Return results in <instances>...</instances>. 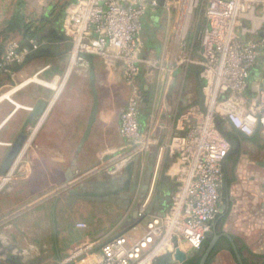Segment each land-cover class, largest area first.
<instances>
[{
  "label": "built area",
  "instance_id": "1",
  "mask_svg": "<svg viewBox=\"0 0 264 264\" xmlns=\"http://www.w3.org/2000/svg\"><path fill=\"white\" fill-rule=\"evenodd\" d=\"M157 1L75 0L71 10L62 15V31L70 38L72 49L78 51L77 63L84 64L83 53L121 61L128 82L134 83L136 67L142 62V25L159 9ZM162 1L163 8L166 0ZM260 3L264 0H206V24L199 31L202 118L190 125L189 115L183 114L179 120L186 131L177 132L166 146L158 148L144 198H138L140 188L130 198L132 205L124 217L132 220L128 229L122 228L121 222L109 231L81 238L68 248L59 264H153L174 254L175 249L187 254L200 248L218 214L222 162L230 149L216 119H223L246 137L264 129V91L251 103L244 96L251 68L264 51V6L256 10ZM255 19L258 26L249 27L247 22L253 24ZM250 31L259 32L260 37L243 39ZM109 49L113 55H108ZM22 57L11 47L0 59V73ZM140 103L137 96L128 100L120 112L118 128L120 136L138 152L150 146L138 121ZM164 150L176 159L173 190L165 205L157 195L156 183ZM126 165L119 161L109 168L110 175L118 174ZM140 167L142 170L143 165ZM154 202L161 207L151 211L157 204ZM77 227L84 229L86 225L78 223Z\"/></svg>",
  "mask_w": 264,
  "mask_h": 264
},
{
  "label": "rangeland",
  "instance_id": "2",
  "mask_svg": "<svg viewBox=\"0 0 264 264\" xmlns=\"http://www.w3.org/2000/svg\"><path fill=\"white\" fill-rule=\"evenodd\" d=\"M6 2L8 5H0V57L11 47L22 53L26 43H33L35 40L43 42L45 32L54 22L57 13L61 12L60 9L63 11L62 14H67L73 6V0H6ZM190 3L191 0H167L166 6L152 13L158 15L157 32L160 38L172 36L181 39L185 33L187 43L198 41L196 33L206 24L204 15L206 0H194L193 6ZM262 6L264 4L260 3L256 10H260ZM17 13L23 15L30 32H36L35 38H24L25 32L13 28L10 24ZM149 18L150 15L146 20ZM72 52L71 45L68 53L57 55L55 59L46 56L39 57L38 60L33 59L26 64L29 65L26 71L9 77V80H3L0 87L2 96L29 80L31 82L26 84L28 92L18 95L21 102L29 103L30 95L45 99L57 96L58 99L68 98L69 104L74 107L64 113L56 107L54 113L46 117L37 132L29 131L30 125L27 124L20 127L11 124L5 127L10 133L9 137L16 135L17 138L21 134L25 139L5 175H0V264H59L71 245L83 237H91L112 227L122 213V210L109 202H78L69 208L63 200L68 189L74 185L73 182L70 184L71 179L82 176L92 168L105 147L101 134L103 124L100 120L95 123L89 137L81 143L92 104V94L88 67L85 70L77 67L79 55L76 54L74 58ZM111 61L112 65L116 63L113 59ZM121 64L123 66L122 62ZM43 65L49 67L46 72L35 75ZM136 68L138 73V66ZM94 69L98 79L96 92L99 107L109 98L113 88L122 92L124 97L130 90L139 89L140 83L128 82L125 66L118 76L120 82L108 83L107 86L102 85L103 68L97 61L94 63ZM34 76L37 81L32 79ZM46 84L49 86H45ZM58 104L60 109L62 101ZM0 108L6 111L10 107L1 103ZM44 111H47L45 102L41 113ZM118 118L114 116V122ZM57 130L60 131L56 132ZM120 137V134L119 137L114 134L112 145L116 146ZM146 138L149 140L150 137ZM12 143H9L8 147L0 146V170L3 158ZM125 144L128 155L136 151V146L130 147L128 143ZM161 146L157 145V150ZM155 154L153 157L147 152L141 153L139 168L148 165L152 159L154 161ZM134 157L137 158V152ZM133 158L125 159L130 162ZM163 164L161 161L157 185L165 168ZM224 219L226 221V215ZM225 221L221 230H226ZM78 223H84L86 228H78ZM217 257L214 260L213 256L209 264H237L229 253L222 252Z\"/></svg>",
  "mask_w": 264,
  "mask_h": 264
},
{
  "label": "crops",
  "instance_id": "3",
  "mask_svg": "<svg viewBox=\"0 0 264 264\" xmlns=\"http://www.w3.org/2000/svg\"><path fill=\"white\" fill-rule=\"evenodd\" d=\"M0 5L5 6L8 3L6 0H0ZM157 19V14L150 15L148 20L150 23L147 20L144 21L139 37L142 44L140 55L142 62L137 65L138 73L134 82L140 83V90L134 88L124 97L122 92L113 88V91L108 96L109 98L104 100L100 107L98 99V110L91 132L93 131L95 123L98 122L97 120H100L103 124L101 134L105 147L97 163L92 168H89L82 176L71 179L70 184L82 178L107 177L110 175L109 168L116 165L119 161H123L124 165H126L128 161L125 163V158H133L136 152L137 158L134 157L135 160L134 158L132 160L135 161L136 165H139L141 153L147 152L148 155H153L154 157L155 152V155L158 152L157 145L166 146L174 134L186 131L187 128H182V122L179 120L183 114L187 113L189 115L188 120L190 125L197 123L202 118L204 106L201 107L199 105L200 98L197 82V79H200L202 88L204 79L202 77L203 66L199 63L202 60L199 32L196 33L198 34V41H190V43L189 41L188 43L186 42L187 35L185 33H183L184 35L181 39L173 38L172 36L170 38L167 36L166 39H163V37L160 38L157 32L159 26ZM247 25L256 28L258 26V20H253V24L247 22ZM259 37V32L254 33L252 31L242 36L243 39H258ZM62 49L63 46L60 45V50ZM108 55H113V50L109 49ZM55 57L48 58L55 59ZM37 58L39 59V57ZM106 58L103 56H94L93 58V62L95 63L97 61L103 68L101 73L103 86L113 84L116 81L120 82L118 76L123 67L121 62L117 61L112 65V59ZM26 64L19 71L3 70L0 73V87L3 84V80L26 71L29 67ZM77 64V67L81 68V70H85L88 67L85 60L84 64ZM48 68V66L43 65L35 75L46 72ZM107 68H109L108 71L106 70ZM32 79L38 80L36 76L32 77ZM96 79L95 72V86ZM29 82L31 81L27 80L21 86L12 88L6 94L0 96V104L5 103L10 107L6 111L0 108V146L8 147L9 143L13 142L16 138V135L12 136V138L8 136L10 133L5 129L6 126L16 124L20 127L27 124L32 125L31 127L29 126V131L37 132L46 117L54 113L56 107L57 110H62L63 113L74 108L69 104L70 100L68 98L58 99L57 96L55 98L51 96L49 99H45L37 95H30L28 96L30 99L29 103L21 102L18 100V95L28 92V89H26L28 85L26 84ZM45 86L49 85L46 84ZM103 90L107 91V89ZM263 91L264 51H261L250 71L247 88L244 91L246 101L248 103L255 101ZM133 96L141 99L138 118L141 133L144 137L152 138V140L149 138V142L150 140L152 142L148 150L141 152L134 151V153L132 152L128 155L125 151L128 148L123 138H119V143L116 146L112 145L114 134L116 137H119V118L114 122L113 117H119L118 115H120L128 100ZM60 101H62V105L59 109L58 106L60 104L58 103ZM39 102H45L47 111L42 113L40 111L39 114H34ZM98 111H100L99 116ZM101 111L104 113H101ZM51 116L53 117L54 115ZM216 126L228 141L230 149L222 162L220 205L218 214L212 222L210 234L213 233V227L219 216H221L219 228L223 227L225 221L224 216L226 215V230H222L228 236L232 237L236 245L243 250L241 253L243 263L264 264V129L258 128L254 131L253 135L246 137L228 127L226 122L221 118L216 119ZM59 131L57 130L56 132ZM8 140L9 142L7 143L6 141ZM150 147L152 148L150 149ZM133 154L134 156H132ZM161 161L164 162L165 168H163L159 184L157 185V195L162 198L163 205H165L173 190L172 176L175 172V162L173 161H176V159L167 150H164ZM122 171L123 169L118 172V175ZM154 203L157 204L152 206L151 211L159 210L161 207L160 203ZM131 205L130 202L126 209L114 205L116 208L122 210L115 224L118 223L117 225H119L122 222L121 227L124 229H128L132 221L124 218L127 214V209ZM222 206L225 207V210L220 211ZM113 226L107 228L105 231H109Z\"/></svg>",
  "mask_w": 264,
  "mask_h": 264
},
{
  "label": "water",
  "instance_id": "4",
  "mask_svg": "<svg viewBox=\"0 0 264 264\" xmlns=\"http://www.w3.org/2000/svg\"><path fill=\"white\" fill-rule=\"evenodd\" d=\"M157 3L159 7L163 5L162 0H158ZM61 21H62V14H58L52 25L47 29V34L44 36V41L42 42L40 40H35L33 43L31 42L26 43L24 46L25 47L24 50L21 51L23 54V59L19 62L18 61L12 62V64L6 66L4 70L19 71L26 63L37 57H41V56L54 57L62 53H68V51H70L71 49L72 43L70 41V38H68L63 33ZM60 45L63 46L62 50H60ZM81 57L87 62L88 65L89 87L92 94V104L89 110L87 123L81 139V143H83L89 137L92 125L96 119V114L98 110V96L95 86V69L93 62L94 56L89 53H83L81 54ZM197 82H198V92L200 98L199 105L202 107L203 94L201 92L202 88H201L200 79H197ZM43 106L44 103L39 102V104L37 105L34 111V114H39ZM24 139H25L24 135L20 134L10 145L6 156L3 158L0 175H5L6 171L9 169L12 163V160L18 154ZM136 166H137L136 163L134 164L133 161L129 162L126 166L123 167V171L119 175L118 174L112 175L110 179L108 177L97 176L94 178V181H90L86 184H81L78 187L69 189L67 193L63 196V200L68 205H71L75 201H88V200L104 201L115 204L121 207L122 209H126L130 203V196L134 194L137 188L138 190L140 188L138 194L139 200H142V198H144L151 179L152 168H153L152 161H150L149 164L147 165L145 175L142 181L141 182L139 181L140 187L138 186L137 173L136 174L134 173L133 176L131 174L132 168L134 167L136 169ZM138 176L139 179L141 180L142 170L140 173H138ZM130 177L132 178L131 186L127 188L128 187L127 183ZM222 210H225L224 206L221 207L220 211ZM213 232H214V227H213ZM224 236L227 237L232 243L230 236L226 234H224ZM213 245H214V241L211 242L209 247L206 249L203 256V262L210 254ZM186 256L187 255L184 254L183 252L179 251L178 249H175L173 254V262L175 264H178V262H181L182 259ZM236 257L238 259V263L242 264L237 252H236Z\"/></svg>",
  "mask_w": 264,
  "mask_h": 264
},
{
  "label": "flooded vegetation",
  "instance_id": "5",
  "mask_svg": "<svg viewBox=\"0 0 264 264\" xmlns=\"http://www.w3.org/2000/svg\"><path fill=\"white\" fill-rule=\"evenodd\" d=\"M60 10H61V12L57 13V16H58V14L63 13L62 9H60ZM46 34H47V31L45 32V35ZM146 167H147V165L143 166L141 181L145 175ZM140 172H141V167L139 169H135L133 167L131 174L133 176L134 173H137V177H138V173H140ZM111 176L112 175H109L107 177L110 179ZM131 177L128 180V183H127L128 187L127 188H129L131 186V182H132ZM90 181H94V178L91 177V178L79 179L76 181V183L74 182V185L72 186V188L78 187L81 184H86ZM72 188H69V189H72ZM131 197H132V195L130 196V198ZM78 202L99 203V202H104V201H89V200L88 201H75L71 205H68L67 203L66 204L69 208H71ZM220 219H221V216L218 217V220L215 223L214 232L212 234H209L208 236H206V238L204 239L200 248L195 250V251H191V252L187 253L186 254L187 256L184 257L181 262H178V264H209V262L211 261L213 256H214V260H215L218 258L217 256L222 252L229 253L232 256L233 260H235V262L237 264H239L238 259L236 257V252H237L239 257H240L242 264H244L243 263L244 262L243 257L241 254L243 252V250H241L240 247H238L236 245L235 240L232 237H230V238H231L233 244L231 243V241L227 237L224 236V234L227 235V233L219 228V222L221 221ZM213 241H214V245L210 251V254L206 258V260L203 262L204 253H205L206 249L209 247V245L211 244V242H213ZM153 264H175L173 262V254L160 257V258L156 259Z\"/></svg>",
  "mask_w": 264,
  "mask_h": 264
},
{
  "label": "trees",
  "instance_id": "6",
  "mask_svg": "<svg viewBox=\"0 0 264 264\" xmlns=\"http://www.w3.org/2000/svg\"><path fill=\"white\" fill-rule=\"evenodd\" d=\"M12 24L13 25V28L15 29H22L23 32H25L24 35V38H28V39H33L35 38L36 36V32L35 31H31L30 32V27L28 25V23H26L24 20H23V15L20 13H17L16 16H14V18L11 20ZM1 47V46H0ZM0 53H1V48H0ZM1 59V57H0Z\"/></svg>",
  "mask_w": 264,
  "mask_h": 264
},
{
  "label": "bare ground",
  "instance_id": "7",
  "mask_svg": "<svg viewBox=\"0 0 264 264\" xmlns=\"http://www.w3.org/2000/svg\"><path fill=\"white\" fill-rule=\"evenodd\" d=\"M193 4H194V0H191V3H190V5H192L193 6ZM76 53H78V51H77V49H73V52H72V56L75 58L76 57ZM71 183V182H70Z\"/></svg>",
  "mask_w": 264,
  "mask_h": 264
}]
</instances>
